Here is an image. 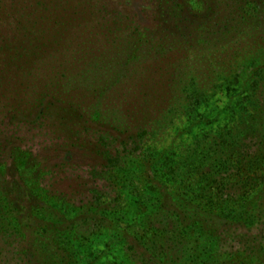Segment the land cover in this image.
Listing matches in <instances>:
<instances>
[{"label": "rangeland", "instance_id": "374dc122", "mask_svg": "<svg viewBox=\"0 0 264 264\" xmlns=\"http://www.w3.org/2000/svg\"><path fill=\"white\" fill-rule=\"evenodd\" d=\"M42 2L48 39L54 40L50 48L58 49L25 75L24 87L21 77L5 85L7 92L0 82V116L12 110L7 99L17 96V113H8L0 124V155L11 147L18 150L14 161L5 159L8 166L0 167V182L12 193L28 230L6 234L0 229V264H264V206L250 222L236 205L216 209L214 197L213 206L197 198L195 176L178 195L216 216H229L224 221L231 225L212 232L209 223L203 224L204 238L189 229L174 234L175 217H163V233L152 227L155 218L150 224L146 220L159 207L157 192L149 186L168 154L202 133L227 127L240 93H250L256 69L264 65V18L252 31L229 36L222 47L229 55L241 48V60L233 63L239 76L236 98H225L223 89L208 92V102L193 106L186 100L170 120L162 99L172 70L178 68L175 75L191 71L186 66L193 62L186 64L183 52L190 59L199 48H214V40L240 22L235 13L220 0ZM208 61L197 67L198 74L211 71L215 60ZM221 65L216 84L223 83ZM187 79L176 85L177 94ZM42 95L66 111L37 116ZM149 127L156 132L153 155L142 148ZM115 129L121 130L118 136ZM120 160L129 164L124 171H107ZM238 168L240 178L250 173ZM110 176L117 177L124 203L118 212L107 210L101 221L105 228L98 231L97 206L115 202ZM145 248L151 249L150 257Z\"/></svg>", "mask_w": 264, "mask_h": 264}, {"label": "trees", "instance_id": "16d2710c", "mask_svg": "<svg viewBox=\"0 0 264 264\" xmlns=\"http://www.w3.org/2000/svg\"><path fill=\"white\" fill-rule=\"evenodd\" d=\"M220 2L226 5L228 12L235 13L240 22L234 23L236 25L230 27L226 35L221 33L214 40L215 44L212 43L214 48H199L195 56H190V59L189 52H183L182 58L187 60L186 64L189 61L193 62L191 66L189 64L186 66L191 71L185 69L182 75L180 72L175 75L178 68L173 69L167 85H164L165 94L162 101L165 107L163 112H167L170 120L184 109L183 104L186 100L194 101L193 106H196L208 102L210 98L207 95L208 92L220 93L223 89L225 98H236L234 95H237V92L240 93L236 68L238 66L233 63L241 60V48H235L229 55V52L226 54L228 48L222 47L228 43L226 40L229 36L233 38L242 30L252 31L256 27L260 22L259 19L264 18V0H220ZM208 8L207 11L213 13V8L211 6ZM46 12V5L42 0H0V82L4 86V92H7L5 89L11 80L17 81L20 77L22 78L20 85L24 87L25 75L34 70L37 63L49 55L50 51L58 49L50 48L54 40L48 39L47 25L49 27V22L45 21L47 20ZM262 57L264 58V54ZM226 58H228L227 61H225ZM208 60H215L210 66L211 71L208 70L206 75L198 74L197 67L205 62L208 64ZM220 60H222L221 63H219ZM218 64H222L218 68L222 84H216L215 80ZM256 72L250 93L244 95L246 90L240 93L238 103L235 105L238 111L233 115L227 127L216 133H202L193 140V143L176 148L164 159V164H160V170L155 172L157 178L151 180L149 187L157 192L159 207L154 212V216H148L146 220L150 224L155 218L152 227L159 232L166 231L163 226L164 216L177 219L174 234L179 235L185 234L186 229H189L190 231L196 230L200 233V237L205 238L207 236L203 224L207 226L209 223L213 227L212 232L231 225L230 222L224 221L229 216H216L198 205L185 201L178 195L177 191H184L187 188L188 179L194 176L200 185L197 197L199 200L206 201L209 205L214 197L216 209L219 206L236 205L241 209V214L247 221H255L258 208L261 205L264 206V65L258 67ZM186 76H188L187 84L181 88L180 94H177L176 85L182 77ZM173 89L175 92H172ZM16 98L17 96L12 97L10 101L7 99L6 103L12 110L0 116L1 125L8 119V113H17L16 108H13ZM47 100L44 95L40 96L38 104L35 105L37 116H42L51 110L66 111V106L62 103H50ZM115 130L118 136L121 130ZM155 136L156 132L152 127H149L142 136L144 140L142 148L144 152L149 153L148 155H153ZM162 139H167V135L162 136ZM8 147H11V144ZM16 151H18L16 147H11L7 153L2 151L0 167L8 166L4 162L5 159L10 158L9 160L14 161ZM130 161L132 162V159ZM126 162L117 161L107 171H124L129 165ZM238 165L243 167V171H250V173L240 178L241 170ZM17 178L18 181L22 179L21 176ZM116 179V176H110L109 179V187L112 190L111 193L114 194L115 202L108 206H97L96 216L99 219L97 223L103 221L102 216L107 213V210L108 213L122 210L124 198L119 192ZM260 188H262L261 192L252 197L251 195ZM0 194V229H4L2 232L6 234L27 233L28 230L22 226L20 220L22 212L19 208H14L11 201L12 193L8 188H4L2 182H0ZM99 208L100 212H98ZM191 213L193 214L188 216ZM238 215L233 214V217ZM158 218L160 220H157ZM187 223H190V227L181 228ZM104 228L103 223L97 226L98 231ZM213 238L214 235L211 239ZM149 251H151L150 248L144 249L148 257H150Z\"/></svg>", "mask_w": 264, "mask_h": 264}]
</instances>
